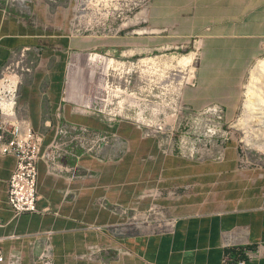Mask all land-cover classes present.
<instances>
[{
	"label": "crops",
	"instance_id": "obj_1",
	"mask_svg": "<svg viewBox=\"0 0 264 264\" xmlns=\"http://www.w3.org/2000/svg\"><path fill=\"white\" fill-rule=\"evenodd\" d=\"M73 5L30 0L29 15L0 10V71L15 52L24 51L32 64L20 80L17 111L44 134L42 152L58 126L72 123L116 133L129 151L121 160L99 162L75 149V156L61 160L69 171L59 175L50 174L41 159L37 212L17 218L7 193L15 159L0 156L2 253L18 254L21 264H41V235L50 232L51 264H264V168L242 172L241 186L232 188L238 179L231 155L221 164L165 156L156 139L143 138L132 124L110 126L90 113L98 94L91 92L94 77L86 80L82 73H90L94 61L80 62L74 53L116 56L118 47H82L88 45L83 39L65 36ZM150 18L174 28L175 35L198 37L204 47L184 103L192 110L214 104L227 116L237 115L243 78L264 43V0H155ZM154 203L171 214L168 228L131 224L116 211L143 212ZM91 247L98 250L94 260L85 258Z\"/></svg>",
	"mask_w": 264,
	"mask_h": 264
},
{
	"label": "rangeland",
	"instance_id": "obj_2",
	"mask_svg": "<svg viewBox=\"0 0 264 264\" xmlns=\"http://www.w3.org/2000/svg\"><path fill=\"white\" fill-rule=\"evenodd\" d=\"M154 1L95 0L94 5L105 8L102 15L87 29L69 26L65 36L83 39L88 45L82 47L115 45L118 47L116 56L85 51L74 53V59L80 62L93 59L90 73L86 69L82 74L86 80L94 77L90 86L95 94L103 90L106 77L111 80L113 76L120 80L122 88L127 86V92L148 95L153 109L150 120L154 125L165 124L163 137H171L185 155V151L194 152L193 158L177 153L175 157L221 164L231 155L235 164L234 178L238 179L234 180L232 188L240 187L242 172L264 168V65L261 64L264 43L256 50L243 78V97L237 115L227 116L214 104L192 110L183 101L184 90L191 87L199 75L204 47H198V37L175 35L171 33L174 28L163 27L160 20L151 19ZM125 80L131 83L127 85ZM213 106L219 107L221 113L205 111ZM231 150L233 153H229ZM171 193L172 197L179 195L177 190ZM154 204L162 209L165 217L172 218L163 205ZM156 217L152 214L151 219Z\"/></svg>",
	"mask_w": 264,
	"mask_h": 264
},
{
	"label": "built area",
	"instance_id": "obj_3",
	"mask_svg": "<svg viewBox=\"0 0 264 264\" xmlns=\"http://www.w3.org/2000/svg\"><path fill=\"white\" fill-rule=\"evenodd\" d=\"M95 0H74L71 11L70 28L81 27L87 29L92 21L101 16L104 6L98 8ZM49 5H56L58 0H46ZM3 6L0 10L6 14L10 8L21 14L29 15L30 0H0ZM96 55V54H94ZM98 57L104 56L98 55ZM137 64V63H136ZM134 66L133 63L130 64ZM32 64L25 61V52L12 53V59L0 71V156H10L15 159V168L8 180V205L17 218L22 214L35 213L37 201V163L45 161L50 174L59 175L68 172L61 160L68 156H75L74 150L80 149L84 155L99 161L121 160L129 151L127 141L113 132H98L82 124H63L56 128L52 141L42 152L44 134L32 129L27 117L20 116L17 111L19 85L21 77L31 72ZM113 72H116L113 70ZM130 84V81H124ZM194 85V82L191 86ZM127 86L121 87L120 80L109 76L103 82V90L96 98L95 105L90 113L101 116L110 126L116 123H130L141 131L143 138H156L161 153L165 156L178 154L182 157L193 158L191 150L183 152V148L175 145L171 137H163L165 124L154 125L150 116L153 114L152 101L148 95L144 97L134 92H127ZM210 113H221L217 106L205 109ZM159 134L160 136H157ZM131 224L152 226L158 230L168 228L173 218L164 216L162 209L153 204L146 212L126 209L116 210ZM152 214L156 218L151 219ZM43 240L40 245L36 261L41 264H51L53 246L51 233H42ZM98 250L91 247L85 255L88 260H94ZM225 263L230 260L225 257ZM0 264H21L18 254L5 256L0 250ZM229 264H245L243 260Z\"/></svg>",
	"mask_w": 264,
	"mask_h": 264
},
{
	"label": "bare ground",
	"instance_id": "obj_4",
	"mask_svg": "<svg viewBox=\"0 0 264 264\" xmlns=\"http://www.w3.org/2000/svg\"><path fill=\"white\" fill-rule=\"evenodd\" d=\"M262 65H264V61L261 62ZM252 103V102H251Z\"/></svg>",
	"mask_w": 264,
	"mask_h": 264
}]
</instances>
